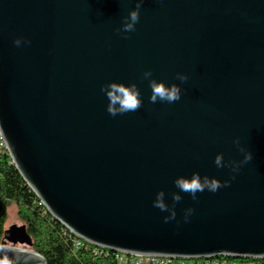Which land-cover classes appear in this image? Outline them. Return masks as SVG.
Segmentation results:
<instances>
[{"label": "water", "instance_id": "obj_1", "mask_svg": "<svg viewBox=\"0 0 264 264\" xmlns=\"http://www.w3.org/2000/svg\"><path fill=\"white\" fill-rule=\"evenodd\" d=\"M135 7L0 0V136L13 164L48 213L92 246L264 259V0H144L135 31L117 32ZM149 69L180 84L181 99L150 103ZM113 80L138 84L139 110L109 114L101 88ZM247 151L252 160L234 173L227 162ZM196 171L231 184L197 200L180 192L165 222L157 193L171 208L176 177ZM4 234L32 244L25 224ZM0 247L14 264H47L30 248Z\"/></svg>", "mask_w": 264, "mask_h": 264}, {"label": "trees", "instance_id": "obj_2", "mask_svg": "<svg viewBox=\"0 0 264 264\" xmlns=\"http://www.w3.org/2000/svg\"><path fill=\"white\" fill-rule=\"evenodd\" d=\"M12 205L20 221L26 225L32 244H13L5 238ZM0 245L29 247L40 253L47 264H119L113 252L96 253L85 245L75 248L74 240L62 224L41 204V200L13 164L8 149L0 137Z\"/></svg>", "mask_w": 264, "mask_h": 264}, {"label": "clouds", "instance_id": "obj_3", "mask_svg": "<svg viewBox=\"0 0 264 264\" xmlns=\"http://www.w3.org/2000/svg\"><path fill=\"white\" fill-rule=\"evenodd\" d=\"M143 3L144 0H136V7L130 11L128 17L125 18L122 27L118 28L117 32L130 33L135 31V26L140 19V10ZM24 43L25 41L20 37H17L14 41V44L17 47H20ZM28 43H30V41ZM142 79L149 80V86L151 88V96L149 98L150 103L154 104L158 101L174 103L181 99L182 89L180 84H169L163 79H156L153 77L150 69L143 73ZM177 79L186 81L188 76L183 73H178ZM101 91L105 93L109 101L107 111L113 116L137 111L143 104L140 88L136 82L125 83L113 80L103 85ZM236 143H239V140H237ZM251 160L252 153L247 151L243 161H228L227 166H229L235 173L239 171L242 163H248ZM214 163L219 168L225 167L224 154L222 152L216 155ZM234 178L235 177L233 176L232 179ZM174 183L180 191L173 194V205L171 208L165 200L164 190H160L156 195V199L153 201L154 207L160 209L162 212H169V215L164 217L165 222L175 219L177 215L175 204L182 199L180 192L189 193L193 200H197L198 193L204 192L205 190L216 192L221 187H228L231 184V179L222 181L218 177H209L207 175L202 176L199 171H196L193 172L191 176L180 175L176 177ZM194 211V208H188L185 210V221L190 218ZM0 255H2V258H0V264H14V261L8 258L5 248L0 247Z\"/></svg>", "mask_w": 264, "mask_h": 264}, {"label": "built area", "instance_id": "obj_4", "mask_svg": "<svg viewBox=\"0 0 264 264\" xmlns=\"http://www.w3.org/2000/svg\"><path fill=\"white\" fill-rule=\"evenodd\" d=\"M63 228L73 238L75 248L78 249L80 247L88 245L89 247H92L96 251L97 254L98 253H107V254L111 253L109 250H104L102 248H98L90 244H87L84 240L76 237L72 232H70L64 226ZM114 255H115L116 261L119 264H264V259H257V258L213 257V258H193V259L191 258L190 259V258H175V257L172 258V257H165V256L126 254V253H120V252L114 253Z\"/></svg>", "mask_w": 264, "mask_h": 264}, {"label": "rangeland", "instance_id": "obj_5", "mask_svg": "<svg viewBox=\"0 0 264 264\" xmlns=\"http://www.w3.org/2000/svg\"><path fill=\"white\" fill-rule=\"evenodd\" d=\"M16 224L17 225H22L23 223L18 218L16 206L12 205L10 207V210H9V219H8V222H7V228H9L12 225H16ZM18 247H20V248H29V247H21V246H18Z\"/></svg>", "mask_w": 264, "mask_h": 264}]
</instances>
